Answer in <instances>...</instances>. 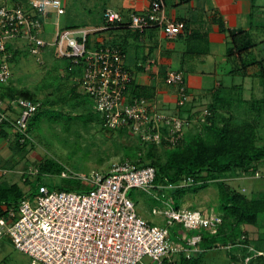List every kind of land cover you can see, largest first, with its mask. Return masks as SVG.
Instances as JSON below:
<instances>
[{"label": "built area", "instance_id": "2783aa9c", "mask_svg": "<svg viewBox=\"0 0 264 264\" xmlns=\"http://www.w3.org/2000/svg\"><path fill=\"white\" fill-rule=\"evenodd\" d=\"M147 1L144 14L131 13L125 19L120 12L106 9L103 18L139 32L158 27L168 38L183 33L181 23L167 20L164 0ZM66 4L67 0H0V83L6 84L12 78L8 45L24 43L32 56L51 47L71 63L70 70L80 69L79 84L105 129L128 127L144 144L159 145L163 140L175 144L189 126L188 120L166 116L144 98L126 102L125 91L132 76L126 69L125 56L98 40V47L88 48L93 42L88 36L97 29L61 26ZM261 11L264 16V2ZM54 18L56 22H52ZM48 23L56 30L52 43L40 37ZM165 84L177 89V106L191 101L181 71H167ZM11 109L16 112L11 113ZM37 109L38 105L27 99H0V128H12L19 134L21 145L32 142L28 123ZM163 128L166 133H162ZM29 174L37 175V170H29ZM60 177L79 181L87 189L57 191L41 185L30 198L20 201L16 211L0 217V236H7L16 250L27 255L29 264H143L146 257L154 264H163L164 259L180 253L189 257L201 241L199 231H214L221 221L216 213L204 215L199 209L175 208L161 190L190 185L192 180L168 187L156 185L151 166L138 167L123 161L107 172L87 176L62 171ZM132 189L162 204L150 211L161 218V225L138 213L128 195ZM175 228L182 229V233L174 238Z\"/></svg>", "mask_w": 264, "mask_h": 264}, {"label": "trees", "instance_id": "16d2710c", "mask_svg": "<svg viewBox=\"0 0 264 264\" xmlns=\"http://www.w3.org/2000/svg\"><path fill=\"white\" fill-rule=\"evenodd\" d=\"M104 11L105 9L101 11L103 28L98 29L97 27L96 31L90 33L88 40L91 41L92 36L105 31H114L116 29L120 31L130 30L126 27L127 24L107 23L103 18ZM178 23L183 25L184 30L187 29L186 21L179 20ZM64 28L78 29L72 26ZM226 32L230 40L226 57L234 63L229 75L232 77L240 76L243 82L241 84H232L231 86L220 84L210 93V101L207 103L202 115L196 113L195 115L183 117L184 112H180L179 116H175L185 118L189 123V126L184 129L183 136L175 144H170L164 140L159 145L144 144L138 139L141 146L145 149L143 156L135 160L130 155H127L126 159L123 160L130 161L138 167H153L155 170V184L159 186L168 187L190 178L192 180L190 185L161 190L175 208L183 207L185 200L189 196L198 195L210 186H215L216 188L218 209L216 214L221 217L216 229L211 232L207 230L199 231L201 241L197 245V251L193 252L189 257L180 253L164 259L163 264H204L208 252L219 250L226 251L229 258L236 261L239 259L237 256L238 251L241 252L244 264H264V232L258 231L262 227L260 225L262 219H264V194L249 198L222 180L223 177L238 172L257 176L258 167L264 164V144H259L260 136L258 132L259 128L264 126V57L261 59L251 58L250 53L256 47V43L253 42L254 40L247 31L227 30ZM99 44L93 41L92 45L88 43V48H96ZM111 47L120 50L125 55L121 46L115 45ZM6 50L12 54L10 62L15 61V59L24 54L17 48H13L12 45H8ZM45 50L52 52L53 48H43V51ZM67 62V72L80 76V69L73 68L70 70L71 63ZM252 66L258 67L259 74L256 76L263 95L246 99L243 96L245 91L244 80L245 78H250L248 70ZM127 71L129 70L127 69ZM140 91L141 89L134 85L131 78L125 91V97L128 92L131 96L129 100L126 98V102L136 98L148 99ZM69 96L70 100L61 101L60 99H55V101L62 106L68 101L70 108L74 109L82 104L88 105L85 100L83 102L81 99L79 100V94H76L74 90L70 91ZM0 98L1 100L9 101L22 98L38 105L36 113L28 123L27 131L31 137L37 122L50 112L46 109L51 105L49 104L50 101H47V97L39 101L36 92L17 88L11 80L6 85L0 83ZM89 110L84 121L102 120L101 117L94 116L95 111L93 112L94 109L92 110L91 106ZM52 112H50L51 114L48 118L54 116ZM56 113L59 115L63 114L61 112ZM200 116H202L200 128L197 130L195 127L198 123L196 118ZM191 129L193 131L190 132ZM161 130L162 133H166V128ZM120 131L121 133L125 132V130ZM1 132L4 133L3 136H0L2 138L12 134L10 140L11 149L23 152L26 149V145L30 143L27 142L21 145L17 141L19 134L14 132L8 125H2L0 134ZM32 170H35V167ZM36 170L37 176L48 172H53L60 176L62 172V168L58 164L49 160H41ZM28 175L33 176L31 174ZM22 176L23 183L31 185L30 193H24L17 183H0V217H5L10 210L16 211L20 201L30 198L41 185H46L50 190L57 191L81 192L83 189H87L86 186L76 180H70V182L61 186L50 187L40 177L34 183H31L29 177H26L25 174ZM133 190H130L128 195L136 205L138 201L133 196ZM153 201L158 202L155 199ZM155 206H158V204ZM191 209L197 208L192 207ZM199 210L206 215L203 209ZM250 228L257 229L255 232H258V234L255 237L249 235L248 230ZM181 231L182 229H172L173 237L181 235ZM246 258L247 261L245 260Z\"/></svg>", "mask_w": 264, "mask_h": 264}, {"label": "rangeland", "instance_id": "374dc122", "mask_svg": "<svg viewBox=\"0 0 264 264\" xmlns=\"http://www.w3.org/2000/svg\"><path fill=\"white\" fill-rule=\"evenodd\" d=\"M108 2L109 0H68L65 14L60 19V25L90 30L97 29V27L101 29L103 28L101 11L108 5ZM56 20L54 18L52 22H56ZM259 30V35H251L250 37L256 43L255 54L264 57V41L259 44L262 39L264 40V21L260 23ZM55 31V27L48 23L45 25L40 37L52 43L55 40ZM123 36L121 31L119 34L114 33V31H105L92 36L91 41L95 42L99 37H103L101 43H104V45H116L124 48L122 46ZM12 46L24 54L10 63L12 70L11 82L17 88L36 92L39 101L47 97V101H50L49 104H51L46 108L47 111L55 112H52L54 114L52 118H48L51 114L49 112L48 115L43 116L37 122L32 132L33 141L26 145L25 151L19 152L16 149H9L11 157L0 161V171H6V175L0 178V183H17L27 194L31 192L32 188L30 184L25 185L23 183V174L29 177L31 183H34L40 177L50 187L61 186L70 182V179L61 178L59 174L53 172L43 173L40 176H29V170L34 167L37 169V165L41 160L55 162L62 168V171L88 176L92 172L109 171L113 164L125 160L127 155L135 160L143 156L145 149L139 143L137 136L128 127L108 131L103 127L102 120H100L101 122L97 119L92 122L84 121L86 114L90 111V106L93 110V103L88 95L84 93L83 87L78 84L75 76L67 72L68 60L61 58L54 49L52 52L42 50L39 55L32 56L24 49L26 47L24 43H14ZM253 51L250 53L251 58H254ZM125 52L127 61L131 60L133 52L129 48H126ZM76 76L79 77L78 74ZM222 82L224 86H231L232 84H241L243 80L240 76L224 75ZM244 84V98H257L263 95L257 81L253 83L249 78H245ZM71 90L79 94V100L81 99L82 102L85 100L88 105L82 104L74 109L70 108L68 101L64 106L55 101V99L70 100ZM81 101L79 102L81 103ZM200 110L202 115L205 110ZM56 112L63 114L59 115ZM94 116L101 117L95 112ZM201 118L202 116L196 118L198 123L195 127L197 130L200 128ZM120 130H125V132L122 131L123 133H121ZM258 132L260 136L259 144H264V126L259 128ZM222 180L249 198L264 194V164L258 167L257 176L238 172L229 174L223 177ZM133 196L138 201V204H136L138 213L152 223L161 225V218L152 216L150 211L156 204H158V207L162 204L153 201L152 197L137 189L133 190ZM216 199V188L210 186L198 195L189 196L183 207L203 209L206 215H209L218 212ZM260 226L262 227L258 231L264 232V219H262ZM255 230L257 229L250 228L248 230L249 235L255 237L258 234ZM237 256L238 261L230 259L226 251H211L207 253L204 264H244L241 252L238 251ZM30 261L31 259L27 255L14 248L7 236H0V264H29ZM142 262L143 264H154L147 257Z\"/></svg>", "mask_w": 264, "mask_h": 264}, {"label": "crops", "instance_id": "0c3cea01", "mask_svg": "<svg viewBox=\"0 0 264 264\" xmlns=\"http://www.w3.org/2000/svg\"><path fill=\"white\" fill-rule=\"evenodd\" d=\"M263 2L264 0H164V10L169 22L186 21L187 29L183 33L168 38L158 27H150L143 32L122 30L124 63L132 75L134 85L148 97L149 105L169 117L179 116L180 112H184L183 117H186L200 114V109L205 110L210 101V93L220 84L223 85L222 77L229 75L234 64L226 57L230 46L226 31L245 30L250 35H259L260 23L264 21L260 11ZM103 9L120 12L127 19L131 13H146L148 1L109 0ZM114 33L119 34L120 30L116 29ZM97 40L101 42L103 37ZM262 41L264 40L259 44ZM126 48L133 52L129 61ZM252 51L255 59L262 58L255 54V48ZM169 70L183 73L191 96V101L183 107L177 106V89L165 84V74ZM248 74L250 81L258 83L257 66L250 67ZM74 76L78 82V77ZM130 96L128 92L127 100ZM10 112L15 113L16 110L11 109ZM3 135L1 132L0 136ZM11 138L12 134L6 138L0 137V161L11 157ZM4 175L6 171L1 170L0 178Z\"/></svg>", "mask_w": 264, "mask_h": 264}]
</instances>
